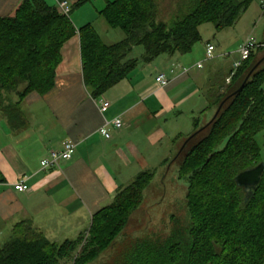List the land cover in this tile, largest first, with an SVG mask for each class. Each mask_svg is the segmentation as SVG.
<instances>
[{"label": "trees", "instance_id": "trees-1", "mask_svg": "<svg viewBox=\"0 0 264 264\" xmlns=\"http://www.w3.org/2000/svg\"><path fill=\"white\" fill-rule=\"evenodd\" d=\"M67 1L71 14L92 0ZM187 1L190 11L166 22L160 18L157 0H106L99 15L125 35L107 44L92 23L77 28L58 5L23 0L13 15L0 17V116L13 131L25 126L22 104L31 94L44 96L55 87L63 46L76 34L84 84L98 98L137 67L140 59L132 56L136 47L144 48V62L162 54H188L201 40L200 25L231 27L253 0ZM263 57L264 47H258L235 70L224 92L206 108L214 109L210 120ZM210 120L194 118L193 131L180 148L187 141L186 145L175 154L183 155L179 177L187 183V232L137 243L120 264H264V174L248 203L235 181L240 172L264 162V60ZM154 174L142 171L120 188L109 205L93 214L87 237L82 233L60 244L30 221L18 222L11 238L0 245V264H59L83 242L75 263L95 262L116 244Z\"/></svg>", "mask_w": 264, "mask_h": 264}, {"label": "crops", "instance_id": "crops-1", "mask_svg": "<svg viewBox=\"0 0 264 264\" xmlns=\"http://www.w3.org/2000/svg\"><path fill=\"white\" fill-rule=\"evenodd\" d=\"M22 1L0 0V17L13 15ZM46 1L58 5V0ZM83 20L86 19L80 17V22ZM73 22L77 28L83 26V23L78 26L77 20ZM242 38L236 40L233 49L238 56ZM209 44L215 46L212 58H207ZM80 46V36L76 34L62 49L55 87L44 96L33 93L26 99L30 113L28 117L24 113L26 124L22 129L13 131L7 119L0 116L2 235L5 230L12 233L14 225L21 221H30L57 243L86 233L93 214L109 205L117 191L129 185L140 172L156 164L160 142L167 134L175 137L174 124L169 126L168 133L164 130L169 121L166 115L175 111L180 116L183 105L199 104L196 98L205 63L227 52L218 54L216 44L210 41L202 56L194 48L189 56L162 54L151 62L138 64L125 79L93 98L84 84ZM213 65L207 73L215 74L219 80L211 83L212 99H208L202 113L220 94L233 71V67L223 69L217 63ZM159 73L170 80L167 86L157 83ZM102 99L110 102L105 114L96 102ZM39 112L43 115L39 116ZM116 117H121L123 126L116 128L111 123L110 138L101 135L99 128ZM66 140L77 144L73 157L63 162L61 168L42 169L41 160L51 151L61 149ZM22 178H27L30 187L26 192L14 187Z\"/></svg>", "mask_w": 264, "mask_h": 264}, {"label": "rangeland", "instance_id": "rangeland-1", "mask_svg": "<svg viewBox=\"0 0 264 264\" xmlns=\"http://www.w3.org/2000/svg\"><path fill=\"white\" fill-rule=\"evenodd\" d=\"M105 1L92 0L83 5V8L74 10L70 16L73 21L77 20L78 26L82 23L84 25L85 23L93 21L94 24H92L96 26L102 41L107 44H112L122 40L125 35L121 29L112 28L102 17H97L99 10L104 8ZM157 2L160 10V18L166 22H171L182 17L190 11V4L187 0H157ZM80 17L86 20L80 22ZM199 30L202 38L194 47L198 51L196 53L197 55L202 56L204 46L210 41L216 44L218 54L227 52L222 57L219 56L217 59L205 63L203 69L205 74L201 77L203 79L206 78V80L201 79L200 93L196 98L199 104L191 107L188 104L183 105L181 107L183 113L180 116L175 111L169 112L166 115L169 121L165 124L164 130L168 133L169 126L174 124L176 128L174 136L178 139L167 134L164 140L160 142V156L157 158L156 164H153L154 166L149 168V170L155 172L153 181L145 191L141 206L133 213L128 225L118 236L116 244L105 251L95 262L89 264H120L129 250L137 243L161 241L172 235H185L187 232L189 225L186 207L187 183L179 177L183 155L175 156V154L178 151L179 153L182 151L185 146L184 142L180 148L182 140L193 131L194 118H199L202 123H205L210 120L214 113V109L202 113V109L207 105L208 99H212L213 92L209 88L211 83L214 84L219 80L215 74L207 73L212 70L211 66L217 63V66L220 68L225 69L228 67V69H231L233 67V61L237 57L239 59L238 54L233 53V49L236 47V40L240 37L244 39L242 38L243 41L239 46L244 44L248 38L255 39L258 43L264 42V0H253L250 6L241 13L236 23L231 27L217 30L213 23L208 22L200 25ZM143 53L144 48L139 46L135 48L132 54L133 57L140 59L138 64H144V61L141 60ZM192 53L184 54L183 56H189ZM213 67L215 68L214 65ZM227 84H229L228 81ZM227 84L223 85L220 93L224 92ZM32 95L28 96L27 100ZM27 100L22 104V108L28 117L30 110L26 105ZM42 112L38 113L39 116L43 115L44 112ZM164 159H171V161L167 163L165 160L163 162ZM85 229H88V225ZM5 231L3 235L0 234L1 246L6 244L11 238V231ZM87 235L88 233L86 237ZM84 243L79 245L78 249L68 257L60 260L59 264H76V258Z\"/></svg>", "mask_w": 264, "mask_h": 264}, {"label": "built area", "instance_id": "built-area-1", "mask_svg": "<svg viewBox=\"0 0 264 264\" xmlns=\"http://www.w3.org/2000/svg\"><path fill=\"white\" fill-rule=\"evenodd\" d=\"M58 7L63 14L69 15L71 6L67 0L60 1L58 0ZM258 47H264V43H258L255 39L248 38L244 44L239 47V59L236 60L233 64V73L227 78L228 83L231 80L232 75L235 70L242 64L243 61L249 58L252 51L257 49ZM215 50V46L212 44L208 45L207 49V58H212ZM199 67L201 64L198 65ZM156 81L161 86H167L170 80L164 73H159L156 77ZM97 100V99H96ZM98 104V108L102 114H105L109 107L110 102L106 99L96 101ZM113 124L116 128H121L123 126V121L121 117H116L111 121H105L104 125L99 128V133L106 138H110V132L108 130V125ZM77 144L74 141L66 140L63 142L61 149L54 150L50 152V155L41 160V168L44 170H50L55 168H61L62 163L70 160L76 152ZM27 178H22L18 180L14 187L19 192H26L30 189L27 184Z\"/></svg>", "mask_w": 264, "mask_h": 264}, {"label": "water", "instance_id": "water-1", "mask_svg": "<svg viewBox=\"0 0 264 264\" xmlns=\"http://www.w3.org/2000/svg\"><path fill=\"white\" fill-rule=\"evenodd\" d=\"M263 60H264V57L249 72V74L246 76V78H245L243 84L240 86V88L236 92H234L233 94L228 96L225 100L222 101V103L218 107L217 111L215 112V114H214L212 120H210V122H212L218 116L222 106L227 101V99H229L231 96L235 95L236 93L240 92L244 88L246 82L250 78V76L253 73V71L259 66V64ZM186 143H187V141L185 142V145H186ZM263 174H264V162H261L258 165H256L255 167H252V168H249V169H246V170L240 172L235 177V181H236L237 185L239 187H241L243 189V191H244L245 203H248L251 200V198L254 196V194L257 191L258 186H259V184L261 182Z\"/></svg>", "mask_w": 264, "mask_h": 264}]
</instances>
